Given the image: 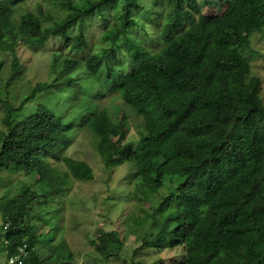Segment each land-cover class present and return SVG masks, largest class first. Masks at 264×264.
<instances>
[{
	"label": "trees",
	"instance_id": "1",
	"mask_svg": "<svg viewBox=\"0 0 264 264\" xmlns=\"http://www.w3.org/2000/svg\"><path fill=\"white\" fill-rule=\"evenodd\" d=\"M53 1L59 11L39 4V15L16 21L23 0H0V54L10 56L12 77L24 63L21 45L46 53L51 75L18 92L16 104L0 95V180L12 188L0 187V263L19 255L20 264H83L61 257L65 241L40 240L34 221H55V197L95 180L94 156L109 171L104 204L124 194L151 209L117 212L129 231L141 230V244L131 251L127 232L104 230L90 241L98 264L132 263L150 249L172 253L161 264H264V78L242 53L264 35V0H153L160 12L146 10L143 23L134 18L143 0ZM203 8L215 19L197 16ZM95 19L102 45L86 51ZM46 45L55 48L39 49ZM107 91L138 120L136 140L126 139V115L114 122L94 103ZM85 131L93 152L79 159L72 146ZM117 167L133 177L124 188L111 175Z\"/></svg>",
	"mask_w": 264,
	"mask_h": 264
},
{
	"label": "rangeland",
	"instance_id": "2",
	"mask_svg": "<svg viewBox=\"0 0 264 264\" xmlns=\"http://www.w3.org/2000/svg\"><path fill=\"white\" fill-rule=\"evenodd\" d=\"M53 3V0H29L27 1V6L30 10H33L34 7L36 8V5L43 4L46 10L47 7H53L56 8L55 10H58V7L54 6ZM142 4H145L143 9L139 12H136L134 16V18L139 23L147 22L143 13L146 10L149 11L150 15H155L160 12L161 7L158 4L155 5L153 0H143ZM59 9L61 10V8ZM17 13L21 14L23 11H17ZM215 13V10H209V8L196 9L197 16L208 21L215 19ZM17 18L18 15H15L14 19L16 21ZM90 25L91 30L88 33L89 43L85 48L86 51L89 49H99V47L102 45L100 41V32L103 30V27L97 22L91 23ZM150 27V24H148V28ZM250 46L251 47L249 50H246L242 53L243 55H247L249 57L253 70L259 74L261 78H264V35L259 32L255 33L250 38ZM53 48L55 47L52 45L51 47L48 45L44 47V49L49 50ZM17 54H20L21 60L24 62L25 66H23L24 70H21L17 75H15V77H12L11 70L9 68L10 56H2L0 54L5 64L0 70V95L5 96L7 93L10 94V100L15 104L17 103L18 99H20L18 92H28L27 90L30 89L31 83L44 80L46 78H51V75L47 74V70L49 68V59L46 53H42L41 51L33 52L32 49L21 46ZM73 56L76 55L73 54ZM82 56L83 54L81 53V57ZM7 83L9 84L7 85ZM52 91L53 90H51V93H49L50 96L53 95ZM262 92L264 93V84L262 87ZM36 97L39 101L45 102L46 98L44 99L41 95H37ZM60 99L63 100V97ZM94 101L99 107H104L109 111L114 122L119 121L123 115H126L129 123V130L126 138L127 141L136 140L138 138V131L135 127V123L138 120H135L133 116H130L132 110L123 106L117 92L107 91L104 94L97 96ZM2 109L3 106L0 104V129L2 127L1 118L4 114ZM93 140L94 137L92 136V133L90 131H85L84 135L78 138V140H76L72 146L74 148L75 146H78L75 148L77 150L75 156L79 159H83L84 153L88 149L93 152ZM91 165L94 170V181L92 180L91 182L77 185L75 187V191H77L76 194L70 195L67 193L55 197V204H53V208H57L56 205L60 207L59 212H54L53 214L51 213L52 218L54 217V214L56 215L57 219L55 221L53 219L48 221H36V218L34 221V218L31 219L32 222L34 221V224L36 223L35 229L43 233V235H41L39 238L40 240H48L53 237L51 240L53 245L58 244L62 240L65 241L67 248L62 249V252L59 249L61 254L64 252L63 256L61 255V257L66 256V254L70 252V255L73 256L74 261L82 262L83 264H98L97 258H99V254L96 249L90 245V241L104 230L117 229L121 230V233L125 231L127 232L125 239L126 247L131 251L138 247L141 244L139 237L141 230L137 229L135 232L129 231L127 226L116 220L117 212L123 207L130 208V211L134 210L137 214L141 215L144 213L142 210L148 209L151 211L150 208L145 206L142 199H132L131 202L128 200L126 201V199L124 200L123 197L124 194L118 195V197L122 198L121 200L117 199L115 202L112 200L110 204L107 205L106 203L108 202H105L104 204L102 198L104 197L105 193L99 194V189L102 188V185H104V181L107 177L106 175H108L109 171H104L102 169L103 164H101V161L97 157L93 156L91 159ZM117 169L118 170H113L111 175H114L117 178L116 180L121 181V185L118 186L117 189L119 187L124 188L128 184L127 181L130 179L131 172L123 167H117ZM9 184H11L9 178L0 180V187L12 189L9 187ZM111 190L113 191L114 188ZM36 205L37 204H35L33 207ZM1 211L2 209L0 208V222ZM106 213H108V216H110L107 218V220L105 218ZM0 248H2V251L4 252L1 254L3 257L4 254L6 255V246L1 245ZM37 249L40 252L42 247L38 246ZM167 254L171 255L172 253L170 251H163V253H161L157 250L150 249L148 252H145L139 256L131 254L127 261H132V263L126 264H161L159 260L164 258ZM53 261H55V259L51 260L50 263L52 264ZM4 262L5 260L0 264H3ZM100 264L125 263L114 259L112 260L111 258L107 262L100 260Z\"/></svg>",
	"mask_w": 264,
	"mask_h": 264
},
{
	"label": "clouds",
	"instance_id": "3",
	"mask_svg": "<svg viewBox=\"0 0 264 264\" xmlns=\"http://www.w3.org/2000/svg\"><path fill=\"white\" fill-rule=\"evenodd\" d=\"M27 1H29V0H23V2L21 3V4H19L18 6H17V9H16V14L15 15H18V17L20 16V15H23V14H28V13H33V14H35V15H39V13L37 12V8H38V6H39V4L38 5H36V8L34 7L33 8V10H30L29 8H28V6H27ZM41 5V4H40ZM17 11H23V13H21V14H18L17 13ZM98 21V19H95V21L93 22V23H95V22H97ZM98 24H99V22H97ZM46 25V24H45ZM56 40L59 42V45H58V47L60 48V45H62L63 46V44H64V40L60 37V35H56ZM21 46H25V48H30V47H28V46H26V45H21ZM21 46H18L17 48H16V54H17V52H18V50L21 48ZM44 47V46H43ZM43 47H39V49H41L42 51H43ZM30 49H32V48H30ZM69 49V47H65L64 48V50H68ZM45 50V49H44ZM45 52V51H44ZM17 56H18V58H20V60H21V57H20V54H17ZM22 65L23 66H25L24 65V63H22ZM23 66H22V70H24L23 69ZM10 67V66H9ZM100 96V95H99ZM96 99V98H95ZM94 103H95V101H94ZM96 104V103H95ZM96 106H98L97 104H96ZM99 107V106H98ZM100 108H104V107H100ZM128 182H130V183H132L133 182V177H131L130 176V179H128V181H127V183ZM20 255H22L21 253H20ZM24 255H26V252H25V254ZM10 257H12V256H10ZM9 257V258H10ZM9 258H8V261H7V264H10L9 263ZM6 264V263H5Z\"/></svg>",
	"mask_w": 264,
	"mask_h": 264
},
{
	"label": "built area",
	"instance_id": "4",
	"mask_svg": "<svg viewBox=\"0 0 264 264\" xmlns=\"http://www.w3.org/2000/svg\"><path fill=\"white\" fill-rule=\"evenodd\" d=\"M20 253L23 254V255L25 254V250H24L23 247L20 249ZM18 256H19V255H15V256L10 257V258H9V263H10V264H15V262L18 261ZM20 263H21V262L18 261V264H20Z\"/></svg>",
	"mask_w": 264,
	"mask_h": 264
}]
</instances>
